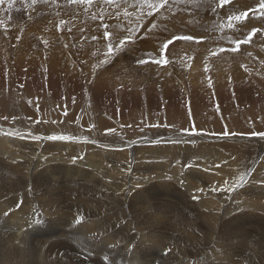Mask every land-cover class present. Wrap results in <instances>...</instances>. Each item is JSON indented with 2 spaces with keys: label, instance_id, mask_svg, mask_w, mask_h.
Listing matches in <instances>:
<instances>
[{
  "label": "rangeland",
  "instance_id": "rangeland-1",
  "mask_svg": "<svg viewBox=\"0 0 264 264\" xmlns=\"http://www.w3.org/2000/svg\"><path fill=\"white\" fill-rule=\"evenodd\" d=\"M13 1H14L13 2L14 4L16 3L17 4L16 5L12 4V6L10 7V10L6 11L7 13H4V15L1 16L0 18V21H2V23H0V30H1L0 32V60L3 63H5V65L6 63L8 65V66L4 65L7 80L10 77L11 79L12 78L19 79L18 71L21 68L24 72H26L29 69V67L34 66V68L36 67L40 68L43 74L45 73V77L47 76L46 79L50 78L49 74L52 75L55 73L56 74L55 77L58 79V81L62 82L63 80L66 82V85L63 91L56 92V96L63 95L61 99L60 98L57 99L54 95L50 94L52 92L49 93L46 90V85L37 84L36 87L38 88L39 92H37V90L34 89L35 93L33 91V93L29 94L26 92L27 82L25 81L20 82L19 80L17 82V80L15 81L14 79L15 81L14 89L17 91L13 94L10 93L11 94L10 97L0 96V139L5 138L7 142H11L9 145L11 149L7 153L12 152L14 154H21V156L24 155V157H27L28 155H30V151L33 150L31 148L36 147L38 150L40 149V147L42 149L41 145H44L47 147V148L45 147L47 150L48 148L49 150H52V151L54 150L53 152L50 151L52 154L53 153L63 154L61 153L62 151L64 152L63 149L61 150V148L60 149L58 148V150L56 151L55 149H53V147H56L57 145V142H56L57 139H52L51 137H54L55 135H58V134H59L58 136L63 135V137H65L66 140L62 139V141L66 142L70 140L75 143L81 142L82 144H80L79 151H81L82 148L84 147L82 150L84 152H81L84 157L88 154L90 155L89 148L93 146H98V145L100 146L101 143H98V142H102L105 144L104 146H108L112 148H118V147L117 146L114 147L113 145L109 146V144L111 143H114L118 146L119 145H126V146L121 148L123 149V153H121V155L117 154L116 156L115 155L113 156V161L105 160L101 162L104 167L101 169L102 171L99 169V167L96 164V163H99V161L97 162L94 157L93 159H95V161L86 160V163L88 164L84 163L82 164V166L84 165L83 167L85 169L94 171V173L96 172L94 175H99L100 177L98 176L89 177L88 176L84 179L79 178L77 180L69 181V184L70 185L72 184L71 186H74V185L77 186L79 184V186H77L76 189L74 190L67 188L68 187L67 185L65 187L63 182L62 184L60 183L61 181H59V179L48 180L46 181L47 183L45 181L42 182V180H40L39 183H36V175H33L31 170H29V168L27 167L30 165L29 162L24 161L23 163V161H7L11 155H6L4 154V152L0 151V172H1L0 179L3 181V183L8 184L12 187H20V189L16 193L18 194V197H19L17 204L14 202H8L5 204V206L2 207L3 208L2 210L0 208L1 210L0 211L1 213L0 214V224L8 225V222L10 220H16V219H13L14 211H20L19 213H21V215L23 216V220H26V222L28 223L25 225V227H27L26 229H23L22 227H20V225L15 227L16 225H18V223L16 224L14 223L10 225V229L7 228L8 227L7 226L6 229L8 230L0 231V234L2 233L5 236V237L2 236L1 234L0 236L2 237L0 239L2 241L9 240L10 235L12 234L11 231H16L17 233H19V232H22L21 230L23 229L26 232L20 233V234L26 235V233L30 229L37 230V228L39 227L46 226L49 223V217L45 216L48 214L45 208L47 210L48 209L54 210L55 213L57 211L56 213L57 216L56 215L54 216V218L56 219L55 222L57 223V226H62V227L66 226V229L69 226H70V229H71V226L73 228L77 227V225L79 224V223L77 224V220H81V222H82V219L84 218L94 220L95 217L93 213L92 215L90 214V211H92V207H93L91 203L96 202L98 199H100V196H101V199L107 200L106 204L109 205V208H112L111 211H108V214L111 215L112 217L114 216L113 219L115 220L107 224V228L104 226L105 230L102 231L105 235H107V237H109V240H108L109 242L108 241L102 242V237L98 238L100 240L99 241L98 239H96L97 237L93 236V233H89L86 235L85 234L86 232L84 231V234L82 235L81 233L82 231L78 232V230L74 231L75 233L73 232L74 235L73 233L66 234L69 237L67 236H61V237L59 236L56 238L54 237L56 240H54L55 242L53 241L51 243L54 249L52 251L53 253L49 252V255H48L47 247H45L44 245H41V247H39L40 249L39 252L41 253L43 252L42 254L44 255L43 256L40 253L43 256V257L41 256L42 257L41 260L43 259L42 260L43 264H59V263L61 264V262L62 264H83L81 260L83 262H86V260L89 261V260H94V259L96 262H101L102 260L103 261L109 260L111 261L112 264H121V262L122 264H147L146 262L138 261V259L136 258V254L138 256L140 255L139 251L141 248L138 249L137 246H138V242H140L142 239L143 241L146 239V243L147 242L150 243L149 245L151 247L149 249L152 251L153 255L149 256L148 258H151V259L154 258L152 259V264H174V263L175 264H198L200 262L201 264H210L209 261L211 260V258L209 256L210 255L209 248L211 246H214L216 239H217V235H216L217 233H215L213 237L212 235H209V237L212 238V242L210 243V246L204 250L203 254L199 253L200 254L199 255L197 250L195 251L193 249L197 253L195 255H191L190 253L187 254L188 250L182 247L176 241L174 236H168L167 239L165 238L166 237L165 235L163 236V234H165L166 232L164 228L165 227L164 221L168 220L167 221L168 223H166V225H168L171 228L170 232H173V234L179 237V232L180 230L183 229V224H185V228L188 230L191 227L198 228V229L205 228V223H202L201 221L202 219L201 214L207 211L209 212V210L215 209L216 206L218 205L220 206L222 203L221 207L219 208L220 211L218 212L217 217H216L217 227H219L220 225V223H218L220 220V217L225 216L227 214L228 215L232 214V215L230 216L227 215L228 218H226L225 221L237 220L238 222L250 223V225H246L244 227L240 226L242 229L238 227V229H240L241 231L240 230L235 231L236 232L234 234L235 236L232 239L234 241L243 242L244 244L240 243L241 244L240 245L239 243H237L238 245L231 246V248L222 244V246L218 249V251L226 253L227 256L229 253L232 254V257L229 254V256L224 258V260L232 258L231 259L233 260L232 264H264V190L260 191L259 193L258 192L253 193L254 188L252 186L253 180L257 176H262L263 174V177H264V171L259 170V164L261 163L264 165V155H263L264 154V144H263L264 135H260L264 133V122H262L264 120V102H263L264 101V94H263L264 86H262L264 85V78L257 75L259 72L261 74L262 73L264 74V63H263L264 61H262V58H263L262 56L264 55V14H261V10L258 9L257 7L260 4L261 0H231L229 4L224 6L225 8L217 7L218 0H171V2L167 5L166 8L159 9V10H155V9L149 10L147 6H145L143 9L135 7L137 0H129L130 5H131L130 7H127L126 9L123 8V6L117 7V10L112 4L102 3L99 9L103 10L102 12L103 14L102 13L96 14L95 11L97 9H94L91 12L80 11L81 12L80 15L79 14H76L75 16L71 15V16H67V18H65L64 15L60 16L56 14H45L44 17L48 15L52 17L51 19H49V22H48V24H51V25L53 24L50 28H46L42 26L39 22L37 23L38 26L36 25V23L31 22V20L33 19L32 17L33 15L31 16L32 12L28 10L29 7H26V5L30 3V0H28V3H24L22 0H16V1L13 0ZM94 1H98V0H94ZM104 6L105 8H103ZM97 11L101 12L99 10ZM118 11L124 14L127 13L125 14L126 17L129 16L130 14L133 15L131 20L128 21V25L126 28L129 30H125L123 28V22L120 19L119 20L115 19L116 15L114 14L117 13ZM149 12H151V14H149ZM244 12H248V16L242 18L239 21H233L232 28L229 29L226 17L235 16L238 13H244ZM250 15H252L251 16L252 18L250 17ZM94 16L95 18H93ZM13 19L17 20L16 21L17 24H19V21L23 23V24L20 23L17 26L18 30L15 27V23H13ZM61 20L65 22L63 25L60 24ZM119 21H121L120 24L122 25L121 26L119 25L118 29L120 30L123 29V30L121 31L119 30V32L114 33L113 32L115 28L114 26H117L119 24ZM183 21L186 23H184ZM30 22L31 24L32 23L33 24L31 25ZM114 23H116V25ZM102 24L108 25L109 30L112 33L113 45L115 48L114 54H110L108 52L107 40L104 37L105 29L101 27ZM45 25H47V23H45ZM37 28L40 29V32L38 31ZM133 29L134 31H132ZM253 29H258L259 31H257L251 37L250 40L246 41L244 38L247 37L249 33L252 32ZM28 31H32L33 34L29 33ZM55 31H58V33H54ZM153 31H155V33H153ZM177 31H179L178 34L175 33ZM120 33H123V35ZM118 34H120V36ZM128 34H131V36L133 37V42L126 41L125 45H123L125 48H123V46H119L116 42L121 37L128 35ZM30 35L32 36V38H30ZM1 36L3 38H1ZM177 36H193V37H198V38L203 37V39L199 41H195V40L185 41V40L174 39V37H177ZM165 37H168V38L166 39ZM151 39L153 42V47L151 46L150 42H147ZM170 40L172 41V43L169 44L167 50L162 51L163 44L166 41H170ZM29 41L31 42V44H34L36 45V47L37 46L38 47L37 48L27 47L29 45ZM235 41H241L238 48L236 47V44L234 43ZM176 42H188L190 44H196V45H192V46L186 45L187 46L186 48V46L180 45ZM145 44L148 47H146ZM174 44L178 46L177 48L175 47L173 51H171L173 48L172 45ZM199 44L200 45L203 44L201 45L202 49L204 47L205 48L202 50ZM137 45L139 46L137 47ZM142 45H144L145 48H143L144 46ZM176 49H177V52H176ZM221 49H223V51H221ZM259 49L261 52L259 51ZM128 52L132 54L133 56L130 55ZM2 58L7 59V61L4 60L5 61L4 62ZM140 61H145V62L141 63ZM156 61H161V63H156ZM164 61H167V62L165 63ZM36 63H37V66L35 67ZM198 63H200L199 65L200 71L198 72V74H196L195 65H197ZM23 65L24 66L26 65V66L22 67ZM27 65L28 66L30 65V66L28 67ZM72 65L75 68H73ZM148 65L149 66L153 65L156 67L150 66L152 70H149L148 68H146ZM168 66H172V69H170L171 67H168ZM6 67L10 68V70L6 69ZM23 68L24 69L26 68V69L24 70ZM193 68L195 71H193ZM178 69L180 72L178 71ZM166 70L170 73L172 72V75L174 76V78L177 77L176 82L178 85L173 84L172 86L173 87L179 86V89L182 90L183 94L185 91L184 99L186 102L182 100L183 101L181 103L182 105H179L180 109L176 111L177 109L176 107L175 112L173 111L171 112L168 110L166 111L165 105H167L166 102H168V96L172 92V90H170L172 89L171 85L163 86L165 83L163 84L161 82V81L166 80L164 78V75L163 77L161 76L162 74H164ZM190 72L192 75L196 74L195 78H197L196 80H198L196 82L198 85L195 83V81H192L193 84L191 83L190 74H189ZM15 75L17 76L14 77ZM101 75L103 76L101 77ZM187 77L189 79H186ZM96 79L98 81L97 84H99L103 80L99 84L101 95L103 97H101V95L97 91V87L92 88L94 87L96 83ZM243 79H245V81ZM251 79H254L253 81L254 83H252ZM44 82L48 83L49 80L47 81L44 80ZM75 82L79 83V85L81 86V94L80 96H78L75 93H72L73 95L69 94L68 96L70 97V99L72 98L70 100L69 97L66 96L67 94L65 93L70 88V86H72ZM107 82L108 84H106ZM110 82L111 83L113 82L112 85ZM246 82H250V83H246ZM256 82H257V85L254 86ZM240 83H242V85H245V86H242ZM258 83L259 84L261 83L260 85L262 87ZM107 85L116 90L115 91L112 90L110 92V90H108L110 88ZM116 86L118 87L116 88ZM189 87L191 90L194 89L196 96L200 98H203L205 96L208 99V100L206 99L207 100L206 103L210 105L211 108L209 107L208 109L204 106H201V108H199L198 106L197 107L193 106V107H190L189 109L188 106H191L192 104V103L189 104V102H192L191 101L192 92L189 89ZM239 87H240V90H239ZM249 87L251 88L253 87L252 89L255 90L254 91L255 93ZM241 88L244 89V91L246 90L245 91L246 93L243 90H241ZM248 88L250 89V91H248ZM103 89H105V91ZM161 90H163L164 92L162 93ZM156 91H160L162 93V97L163 95L165 96L169 93V95H167L164 98L159 96L160 94L159 95L156 94L161 98L160 100L162 101L159 107L161 108V110L152 109L150 107L145 109L143 107L144 106L143 104H145V102L147 103L145 99L149 96L150 92H156ZM198 91L200 93H198ZM242 91L245 93L244 96H241ZM261 91H262L263 96L260 95ZM113 92H115L117 95L116 96L113 95L115 94ZM165 92L166 93L168 92V93L165 94ZM249 92H252V93L249 94ZM133 93H136L138 95L136 96V99H134V97L132 96ZM190 93H191V98H190ZM199 94H201L202 97L201 95L199 96ZM70 95H72V97ZM188 95H189V98H188ZM251 96L254 97L253 98L254 101L251 99L252 98ZM256 96L258 98H260V96L262 97L259 99L260 100L259 102H262L263 104L261 103L260 105L258 103ZM64 97L66 98L64 100L66 101L68 100L67 102L62 101ZM7 98H10V99H7ZM59 99L63 103L60 102ZM154 99L155 98L150 99L149 102ZM104 102H106V104H104ZM138 105L139 106L142 105V106L139 107ZM134 106H138V108H133ZM232 110L234 111V113L232 112ZM200 111H203V114L202 112L200 113ZM181 112L183 114H181ZM208 112H209V116L207 114ZM211 112L213 114H211ZM214 112L216 113L215 115L218 118V120L216 121H214L215 120ZM223 113L224 114L226 113L225 115L227 116H225ZM172 115L175 118L174 120L172 119L173 118ZM207 117H209L210 120ZM210 117L214 118V120ZM205 120L210 121V123L205 122ZM237 120L241 123L237 122ZM214 122L216 123V126ZM252 122L255 124H253ZM28 126H30L31 128L29 127L30 128L29 129ZM250 129H251V132H250ZM37 132L39 135L37 134ZM174 133L180 134L181 136H183L185 138L184 140H190L191 138H194L196 136H204V137L207 136L208 138H211V137H218V138L235 137L237 138L238 137L237 138L238 141L234 145V146L236 145L238 146L236 147H225L224 145L215 146L216 148L218 147L220 149L219 150L218 148L216 149L215 147L210 146L209 143H206V144H201L203 145L201 148L202 150L194 149V147L196 148L195 144L196 143L198 144V141H189V142L186 141V143L189 144L187 146L184 144L185 142L184 140L183 141L178 140V142L172 143L176 138L174 137L175 135ZM79 137L81 140H79ZM81 137L84 139L82 140ZM165 138L170 139V140L174 138V140L173 141L171 140L170 143H168L167 141L166 142L168 144H175L168 150L169 152L166 151L163 153L164 155H166L168 152V154L166 155L167 157H162V158H165V160H161V156H160V159L155 156L156 155L155 152L154 153L152 152L154 150L153 147L147 150L149 151V153H145L144 149L146 147L153 146V145H147V143L148 144H150L151 142L161 143V141L164 143ZM46 139L47 141H45ZM245 139L248 141H246ZM94 140H96L97 142ZM179 141H182V142L180 143ZM204 141L211 142L213 140H209L205 137L203 140H201V142H204ZM241 141L243 143L245 142L244 143L245 146L243 145ZM137 143L140 145H137ZM241 144L243 145V147H241L242 146ZM128 147L130 148V150ZM0 148H3L2 143H0ZM207 148H209L211 152H209ZM46 149H43L41 151L39 150V152L45 151L46 154L47 153L50 154V152H48L49 150L47 151ZM178 149L180 150L179 151L180 154L177 152ZM136 150H139V151H136ZM197 150L201 151V153L198 154ZM143 151L144 153H142ZM194 153L195 154L197 153L198 155L201 154V156L198 157L197 154L196 156H193L195 155ZM148 154L149 156L150 155L151 156L149 157ZM72 155L73 154H69L68 157L70 158V156ZM158 155H162V154L159 153ZM83 156H80V157L84 158ZM145 156L148 161L144 159ZM155 157L158 159H156ZM77 158L75 160H78ZM178 158L180 161H178ZM195 159L197 160L196 165L199 166V169L201 170V172L211 175L212 178L207 179L204 176L201 177L198 175L190 174L189 170L192 168V166H196L194 164L196 163ZM172 160L174 161L172 162ZM231 161L235 163L233 164V162ZM166 162L167 164H165ZM237 162L238 164H236ZM92 163H94L95 166L90 165ZM129 164L131 165V168ZM209 164L210 165L212 164V165L209 167L208 166ZM231 164L235 166L236 168L233 167ZM240 164L242 166L241 168L242 170L239 168L241 167ZM257 164H258V167H257ZM67 165L71 166V167L69 166L68 167L73 170L72 172H75L76 170L75 164L69 163ZM105 165L108 168H114V169H116L115 166H119L121 167L120 170H122V171L120 170L119 171L120 172L124 171L123 173L126 172V170L124 169H128V171L125 174L122 173L123 175L120 173L119 175L120 177H119V176H115L114 171L111 170V174L114 176L113 177L108 174V171H107L108 169L105 168ZM123 166H125V168H123ZM62 167L66 168V166H62ZM212 167H216V168H212ZM143 168L146 171H144ZM223 168L224 170H221ZM1 169H4V170L6 169V171L1 170ZM139 169H141L142 172L141 170L139 171ZM134 170H136L137 174L134 172ZM137 170L140 172L141 176ZM257 171L258 173H256ZM60 172H64V169L59 170V171L53 169L51 172V175L59 176L58 173ZM128 173H131L132 175L131 178L125 177L124 180L125 179L126 180L125 181L122 180L123 176H126ZM214 173H216L217 175ZM102 174L103 175L106 174L104 176L108 175V177H104ZM71 175L75 177L74 174L71 173ZM146 176H148L147 178H150L149 181L147 183H142L143 180L146 179ZM218 176L220 177L219 179L216 178ZM111 177H112V180H111ZM134 177L138 180H136ZM154 177L157 180H155ZM189 177L190 178L192 177V178L190 179ZM100 179L102 180L101 181L102 183L100 182ZM128 179H130L129 181H131L130 182L131 184H129ZM192 179L194 182L192 181ZM206 179L209 180V184H206V182H208ZM211 179L215 181L213 180L211 181ZM53 180L59 181V184H61L64 187L62 189H59L62 186L60 185L59 187V184L56 181H54L56 183L51 182ZM116 180L117 181L119 180L118 181L119 183ZM122 181H124L125 183ZM127 181H128V184H127ZM137 181L141 183L139 184V182ZM196 181L197 183H195ZM199 181L202 182V184ZM50 183L52 184L50 185ZM122 183L125 185H123ZM261 183H262L261 185L264 186V179ZM55 184H57L58 188L55 186ZM117 184H120V185L117 186ZM134 184L135 185L137 184L136 186H138V189L136 188ZM45 185L46 186L48 185L47 187L50 186V188L53 185L56 189H59L57 191L56 189H54V187L51 188L52 189L51 191L53 193L56 191L54 194L52 193L53 194L52 196L54 197V199H56V194L58 196L60 193H61L60 195H62L65 192L63 196L59 195L60 198L58 197L56 200H54V202L47 201L48 207H46L47 206L45 205L46 203L41 205V201H40L43 198L40 192L42 193L47 188ZM41 186H43V188ZM103 187H105V189ZM193 188H195V190H193ZM127 190H130L132 193ZM141 190L144 191L143 193L144 196L149 197L148 202L146 204L144 203L141 205L134 204L133 203L134 200L128 197V193H129V196H133ZM196 190L199 191L201 194H205V195L209 194V196L204 198V196H199L197 194L194 195V193H197ZM239 190H240V193L238 192ZM241 190L243 191L241 192ZM37 191H39L38 195L35 194L37 193ZM181 193H183V197L180 196ZM68 194L70 196H68ZM107 195L109 198L107 197ZM78 196H83L88 200L87 207L89 208L90 211L86 208V206L82 202H79L76 200ZM185 196L186 197L188 196L187 199H185L186 198ZM111 197L113 200H110ZM188 198L191 200H189ZM155 199H158V200H155ZM162 200L164 201L163 203H162ZM199 200H204L206 203H208V200H209L211 203L209 202L208 204L213 205L212 206L213 208L211 207V205L209 208L206 206V204H203L204 201L203 203L202 202L199 203ZM214 200L218 202L215 203ZM226 200H228L229 203L224 204ZM166 201L167 202L169 201V202L166 204ZM192 201L194 203H192ZM57 202L59 203L57 204ZM219 202L221 203L219 204ZM243 202L244 204L242 207L244 208V212L241 213V216L239 215L237 219H232L231 217L235 213L240 214L239 212L243 211V209H240V208L234 210L235 205H239L240 203L242 205ZM51 203L52 204L55 203L56 205L54 204L53 206L51 205ZM149 203H152V205L151 204L149 205ZM23 205L30 208L29 210L23 209L26 214L21 209L22 207H24ZM57 205H61V206H57ZM163 205H164V208H162ZM165 205L167 206L165 207ZM137 206L139 208H137ZM143 206L145 209H142ZM149 206L151 210L147 209L149 208ZM54 207L55 208L59 207V208L55 210ZM167 207H169L171 210ZM63 208L66 210L64 211ZM160 208H162L163 210ZM166 208L168 209V211ZM121 210L123 211V213ZM200 210H201V213L199 215ZM61 211H62V214H61ZM133 211L137 212V214L134 213ZM141 211L143 214H141ZM159 211L164 218L161 215L157 216L160 214ZM252 211L259 213L260 216L263 218H258V216L257 215L255 216L252 213ZM131 212L132 214H130ZM69 214L70 216L67 217V215ZM83 214H84V217H83ZM118 214H120V216ZM154 214L157 216L158 222L156 223L153 222L154 224H151L148 226V223L146 221L149 218L152 219V217H156ZM238 214H235V215H238ZM171 215H174V217ZM71 217H74L76 220L75 219L72 220ZM250 217H254V218L250 220ZM169 218L172 219L171 220L173 222L172 226L169 224ZM243 218H246V222L245 220L243 221ZM255 218H257L259 221L257 222V219H256L255 222L253 223ZM160 219L162 221H160ZM180 222L183 224L180 226V228H178L179 230H176ZM111 225L112 226L119 225V226L111 227ZM139 225L144 227L143 231L138 228ZM157 225H160L159 226L160 228L157 227ZM149 227L152 231L149 229ZM156 228L161 230V231L158 230L160 234H158ZM123 229L125 232L123 231ZM147 231H148V234H147ZM142 232H144L145 234L142 235ZM225 232H227L225 233V237H226L229 232L228 231H225ZM150 233H151V236L146 237L147 235H150ZM237 233H239L240 236ZM236 234L239 237H237ZM220 235L221 233L218 235V237ZM29 236L30 234H27L28 240H29ZM53 236H56V235H53ZM87 236L88 237L91 236L93 239H87ZM120 236L122 237L120 238ZM158 236H161L162 239L161 237L159 239ZM157 237L159 240L157 239ZM222 237H223V234H222ZM225 237L222 238V240H226ZM147 238H149V240H147ZM163 238L166 239L167 242H165L166 240L164 241ZM169 238H173V239H169ZM230 239H231V236H230ZM1 240H0V264H6L7 245H5L6 241L2 242ZM13 240L15 244L19 242V240L13 239L11 237V242H13ZM60 240H63V241H60ZM69 240L71 241V243ZM161 240L163 243L160 244L161 245L160 246L158 242H161ZM99 242H101V244H99ZM26 243L25 245H28V243L27 244ZM112 247H115V248H112ZM160 247H162L161 248L162 250L160 249ZM113 249L114 250L116 249L115 250L116 252ZM136 249L137 251L135 252ZM107 250H110V251H107ZM122 251H123V254H121ZM99 254L100 255L102 254V255L100 256ZM80 257L82 259H80ZM91 257H93V259ZM139 257L141 258V256ZM203 257H206V260L208 261V263L207 261H205V258ZM53 258H55V260ZM121 258L123 261L121 260ZM216 260H219V259H216ZM227 263L230 264L228 261Z\"/></svg>",
  "mask_w": 264,
  "mask_h": 264
},
{
  "label": "bare ground",
  "instance_id": "bare-ground-1",
  "mask_svg": "<svg viewBox=\"0 0 264 264\" xmlns=\"http://www.w3.org/2000/svg\"><path fill=\"white\" fill-rule=\"evenodd\" d=\"M16 1V0H15ZM23 2H24V0H22ZM94 1V0H93ZM14 2V1H13ZM207 2V1H206ZM254 2V1H253ZM25 3V2H24ZM12 4H14V3H12ZM17 4V3H16ZM16 4H14V5H16ZM102 5V3L100 2V0H98V1H94L93 2V4L92 5H90L89 7H88V9L86 10L85 9V7L83 6V5H68L67 3H66V0H49V2L48 3H37L36 5H34V6H31V7H29L28 5H26V7H29L28 8V10H30V12H32L31 13V16L33 17V19L31 20V22H34V23H36V25H37V23L39 22L42 26H44V27H46V28H50L52 25L51 24H48V22H49V19H51L52 17L50 16V15H48V16H46V17H44V15L45 14H56V15H60V16H65V18H67V16H71V15H73V16H75L76 14H79L80 15V11H88V12H91L92 10H94V9H97V10H99V11H101V12H98L97 10L95 11V13L96 14H100V13H102L103 12V10H100L99 9V7ZM131 5H130V1L128 0V3H127V7H130ZM21 7V6H20ZM122 7V6H121ZM103 8H105V6L103 7ZM114 8V7H113ZM123 8H125V7H123ZM225 8V7H224ZM70 9H74L75 11L73 12V11H70ZM115 9L117 10V7H115ZM10 10V7L8 6V1L7 0H5V4L4 5H0V18H1V16H3L4 15V13H7L6 11H9ZM72 13V14H71ZM94 13V14H95ZM103 14V13H102ZM259 14V13H258ZM257 14V15H258ZM114 15H116V17H115V19L116 20H121L122 22H123V28L125 29V30H129V29H126L127 28V25H128V21L129 20H131V18H132V16L133 15H129V16H127L126 17V15L124 14V13H120L119 11L117 12V13H115ZM253 15V14H252ZM252 15H250V17L252 16ZM72 16V17H73ZM204 17V16H203ZM249 17V18H250ZM252 18V17H251ZM258 18H260V17H258ZM207 19V18H206ZM105 20V19H104ZM16 19H13V23H15V27H16V29H17V26L21 23V21H19V24H17L16 23ZM67 21V20H66ZM115 21V20H114ZM114 21H112V22H114ZM121 21H119V24H118V22H117V26H114L115 28H114V33H117V32H119V30L120 29H118V26L120 25H122V24H120V22ZM248 21V20H247ZM31 22H30V24H31ZM116 22V21H115ZM177 22V21H176ZM184 22V21H183ZM202 22V21H201ZM4 23V22H3ZM45 23H47V25H45ZM184 23H186V22H184ZM193 23V22H192ZM191 23V24H192ZM21 24H23V23H21ZM33 24V23H32ZM31 24V25H32ZM115 25H116V23H114ZM114 24H112V25H114ZM25 25V24H24ZM29 25V24H28ZM250 25V24H249ZM30 26V25H29ZM38 26V25H37ZM184 26H185V24H184ZM32 27V26H31ZM33 27H34V25H33ZM111 27V26H110ZM112 28V27H111ZM120 28V27H119ZM38 29V31L40 32V29L39 28H37ZM113 29V28H112ZM161 29V28H160ZM185 29V28H184ZM18 30V29H17ZM29 30H31V29H29ZM121 30H123V29H121ZM120 30V31H121ZM124 30V31H125ZM34 31V30H33ZM42 31V30H41ZM59 31V30H58ZM58 31H55L54 33H58ZM161 31V30H160ZM0 32H1V30H0ZM29 33H32L33 34V32L32 31H28ZM37 32V31H36ZM127 32V31H126ZM178 32L179 31H177V32H175V33H177L178 34ZM38 33V32H37ZM152 33V32H151ZM153 33H155V31H153ZM159 33V32H158ZM175 33H173V34H175ZM120 34H122L123 35V33H120ZM120 34H118L119 36H120ZM172 34V35H173ZM52 35V34H51ZM54 35V34H53ZM60 35V34H59ZM115 35V34H114ZM3 36V35H2ZM1 36V38H3ZM57 37V36H56ZM116 37V36H115ZM7 38V37H6ZM26 38V37H25ZM30 38H32V36L30 35ZM166 39L168 38V37H165ZM135 39V38H134ZM149 39V38H148ZM166 39H164V40H166ZM163 40V41H164ZM35 41V40H34ZM147 41V40H146ZM12 42V41H11ZM14 42V41H13ZM147 42H150V44H151V46L153 47V42H152V39L151 40H149V41H147ZM33 43V42H32ZM143 43V42H142ZM146 43V42H145ZM162 43V42H161ZM176 43H178V44H180V45H183V46H186V45H196V44H190V43H188V42H176ZM136 44V43H135ZM50 45V44H49ZM125 45V44H124ZM198 45V44H197ZM200 45V44H199ZM201 45H203V44H201ZM201 45H200V48H201ZM207 45V44H206ZM205 45V46H206ZM139 45H137V47H138ZM142 46H144V45H142ZM145 46H146V44H145ZM145 46L143 47V48H145ZM150 46V45H149ZM173 46V48H172V50L171 51H173L174 50V48L176 47L177 48V46H176V44H174V45H172ZM171 46V47H172ZM183 46H181V47H183ZM257 46V45H256ZM27 47H30V48H35L36 47V45H34V44H31V42L29 41V45L27 46ZM38 47V46H37ZM36 47V48H37ZM146 47H148V46H146ZM160 47V46H159ZM189 47V46H188ZM194 47V46H193ZM196 47V46H195ZM204 47V46H203ZM258 47V46H257ZM123 48H125L124 46H123ZM122 48V49H123ZM179 48V47H178ZM186 48H187V46H186ZM199 48V49H200ZM205 48V47H204ZM203 48V49H204ZM6 49V48H5ZM39 49H40V47H39ZM141 49V48H140ZM147 49V48H146ZM196 49V48H195ZM198 49V50H199ZM202 49V48H201ZM202 49V50H203ZM262 49V48H261ZM12 50H14V49H12ZM43 50V49H42ZM41 50V51H42ZM49 50V49H48ZM137 50V49H136ZM197 50V49H196ZM257 50H258V48H257ZM146 51V50H145ZM158 51V50H157ZM259 51H260V49H259ZM126 52V51H125ZM130 52V51H129ZM128 52V53H129ZM156 52V51H155ZM176 52H177V49H176ZM200 52V51H199ZM261 52V51H260ZM131 53V52H130ZM129 53V54H130ZM169 53H170V51H169ZM172 53V52H171ZM195 53V52H194ZM128 54V55H129ZM263 54V53H262ZM2 55V54H1ZM34 55V54H33ZM130 55H132V54H130ZM169 55V54H168ZM193 55V54H192ZM133 56V55H132ZM131 56V57H132ZM191 56V55H190ZM2 57V56H1ZM263 58H262V61H264V55L262 56ZM133 58V57H132ZM220 58V57H219ZM3 59V58H2ZM175 59V58H174ZM191 59V58H190ZM7 61V59H3V61ZM4 61V62H5ZM60 61V60H59ZM63 61V60H62ZM27 63V62H26ZM44 63V62H43ZM264 63V62H263ZM23 64V63H22ZM4 65H5V63H3L1 60H0V96L1 97H4V96H8V97H10L11 96V94H13V93H15L17 90H15L14 89V85H15V81L17 80V82H18V80L20 81V82H23V81H25V82H27L26 83V92L27 93H33V91H34V93H35V90H37V92H39V90H38V88L36 87V85L37 84H42V85H46V90L50 93V92H52V93H50V94H52V95H54L57 99L58 98H60L61 99V97L63 96V95H60V96H56V92L57 91H63L64 89H65V85H66V82L65 81H63L62 79V82H59L58 81V79L55 77V73L54 74H49L50 75V78L49 79H46V77H45V73L43 74L42 72H41V69L40 68H37L36 66H37V63L35 64V67L36 68H34V66H31V67H29L28 65V67H29V69L26 71V72H24L23 70H22V68L18 71V76H19V79L17 78H14L15 79V81H14V79L12 78L11 79V77L10 78H8V80H7V78H6V74H5V68H4ZM76 65V64H75ZM199 65H200V63H198L197 65H195V67H196V74H198V72L200 71L199 69ZM5 66H8L7 65V63H6V65ZM26 66V65H25ZM24 65L22 66V67H25ZM77 66V65H76ZM150 66H152V67H156V66H153V65H150ZM149 65L146 67V68H148L149 70H152V68L150 67ZM21 67V66H20ZM19 67V68H20ZM50 67V66H49ZM72 67L73 68H75L73 65H72ZM158 67H159V65H158ZM168 67H171L170 69H172V66H168ZM176 67V66H175ZM261 67V66H260ZM177 68V67H176ZM6 69H9L10 70V68H8V67H6ZM24 69V68H23ZM26 69V68H25ZM24 69V70H25ZM159 69H161V68H159ZM181 69V68H180ZM183 69V68H182ZM18 70V69H17ZM190 70V69H189ZM188 70V71H189ZM74 71H76V70H74ZM170 71V70H169ZM172 71V70H171ZM176 71V70H175ZM178 71H179V69H178ZM184 71V70H183ZM191 71V70H190ZM193 71H195L194 70V68H193ZM237 71H238V69H237ZM237 71H236V73H237ZM257 71H258V69H257ZM261 71H263V70H261ZM46 72V71H45ZM153 72V71H152ZM174 72V71H173ZM180 72V71H179ZM10 73V72H9ZM47 73V72H46ZM93 73V72H92ZM155 73V72H154ZM175 73V72H174ZM186 73H187V71H186ZM201 73V72H200ZM200 73H199V75H200ZM257 73V72H256ZM260 73V72H259ZM257 74V75H259L260 77H262V78H264V74L262 73H260V74ZM7 74H8V72H7ZM16 74V73H15ZM159 74V73H158ZM190 74V81H191V83H192V81H195V83L198 81V80H196L197 78H195V75L196 74H194V75H192L191 74V72L189 73ZM155 75V74H154ZM163 75H164V78L166 79V80H164V81H161L164 85L163 86H165V85H173V84H177V80H176V78H174V76L172 75V72L170 73V72H168L167 70L164 72V74H162L161 76L163 77ZM175 75V74H174ZM176 75H178V74H176ZM217 75H219V74H217ZM238 75V74H237ZM254 75H256V74H254ZM17 75H15L14 77H16ZM91 76H92V74H91ZM90 76V77H91ZM100 76V75H99ZM103 75H101V77H102ZM183 76V75H182ZM186 76V75H185ZM221 76V75H220ZM253 76V75H252ZM45 77V78H44ZM59 77V76H58ZM161 77V78H162ZM199 77V76H198ZM201 77V76H200ZM219 77V76H218ZM257 77V76H256ZM259 77V78H260ZM99 78V77H98ZM97 78V79H98ZM158 78V77H157ZM178 78H180V77H178ZM185 78V77H184ZM248 78H250V77H248ZM258 78V77H257ZM97 79H96V83H95V85H94V87H92V88H96L97 87V91L99 92V94L101 95V90H100V83L103 81H101L99 84H97ZM102 79V78H101ZM107 79H108V77H107ZM106 79V80H107ZM186 79H189L188 77L186 78ZM194 79V80H193ZM200 79V78H199ZM238 79V78H237ZM246 79H247V77H246ZM44 80H49V82L47 83V82H44ZM180 80V79H179ZM184 80V79H183ZM244 81H245V79H243ZM249 80V79H248ZM252 80V83H254L253 81H254V79H251ZM259 80V79H258ZM262 80V79H261ZM109 81V80H108ZM159 81V80H158ZM181 81V80H180ZM224 81H225V79H224ZM237 81V80H236ZM200 82V81H199ZM243 82V81H242ZM111 83V82H110ZM110 83H109V85H110ZM113 83V82H112ZM112 83H111V85H112ZM194 83V84H195ZM246 83H250V82H246ZM261 83H263V82H261ZM260 83V84H261ZM16 84H18V83H16ZM22 84V83H21ZM25 84V83H24ZM103 84V83H102ZM106 84H108V82L106 83ZM193 84V83H192ZM197 84V83H196ZM241 85H242V83H240ZM240 84H239V86H240ZM259 84V83H258ZM259 84V85H260ZM114 85V84H113ZM156 85V84H155ZM178 85V84H177ZM198 85V84H197ZM253 85V84H252ZM257 85V82H256V84L254 85V86H256ZM108 86V85H107ZM190 86V85H189ZM226 86H228V85H226ZM242 86H245V85H242ZM261 86V85H260ZM259 86V87H260ZM262 86H264V85H262ZM261 86V87H262ZM102 87V86H101ZM109 87V86H108ZM118 86H116V88H117ZM181 87H182V85H181ZM200 87V86H199ZM247 87V86H246ZM245 87V88H246ZM260 87V88H261ZM110 89H108V90H110V92L113 90V91H115L116 89H113V88H111V87H109ZM186 88V87H185ZM193 88V87H192ZM238 88V87H237ZM251 90H253L251 87H249ZM248 88V91H250V89ZM259 88V89H260ZM35 89V90H34ZM157 89H159V88H157ZM161 89V88H160ZM164 89V88H163ZM168 89V88H167ZM189 89H190V87H189ZM236 89V88H235ZM262 89V88H261ZM104 91H105V89H103ZM165 90V89H164ZM169 90V89H168ZM170 90H172V92L170 93V95H169V93L167 94L166 92H165V94H167V95H169L168 96V102H166L167 103V105H165L166 106V111L168 110V111H173V112H175V109H176V107H177V109H176V111L178 110V109H180L179 108V105H182L181 103L183 102L182 100H184L185 101V99H184V94H185V91H184V94H183V92H182V90L181 89H179V86H172V89H170ZM191 90V89H190ZM228 90V89H227ZM238 90V89H237ZM239 90H240V87H239ZM241 90H243L244 91V89H242L241 88ZM120 91V90H119ZM119 91H117V92H119ZM162 91V93L164 92L163 90H161ZM167 91V90H166ZM189 91V90H188ZM242 91V95L241 96H244V94L246 93L245 91V93ZM247 91V92H248ZM255 90H253V92H254ZM258 91V90H257ZM190 92V91H189ZM191 92H192V99H191V101L192 102H189V104L190 103H192L191 104V106H188L189 107V109H190V107H193V106H198L199 108H201V106H204V107H206V108H208L209 109V107L211 108V106L210 105H208L206 102H207V98L205 97V99H204V97L203 98H200V97H198V96H196V93L194 92V89H192L191 90ZM11 93V94H10ZM72 93H75V94H77L78 96H80V94H81V86L79 85V83H77V82H75L72 86H70V88L66 91V93L65 94H67L66 96H68L69 94H72ZM106 93H108V92H106ZM113 93H115V92H113ZM121 93V92H120ZM154 93V94H153ZM162 93L160 92V91H156V92H150V94H149V96L145 99L146 101H147V103H148V105H147V103L145 102V104H143L144 106V108L146 109V108H148V107H150V108H152V109H157V110H161V108H159L160 107V105H161V98L159 97V96H161L162 97ZM198 93H200L199 91H198ZM250 93H252V92H249V94ZM255 93V92H254ZM253 93V94H254ZM156 94H160L159 96L158 95H156ZM260 94V93H259ZM258 94V95H259ZM264 94V93H263ZM263 94H262V91H261V96H263ZM73 95V94H72ZM72 95H70L71 97H72ZM113 95H117L116 93L115 94H113ZM118 95H120V94H118ZM156 95V96H155ZM167 95H163V97L162 98H164V97H166ZM198 95V94H197ZM201 94H199V96H200ZM248 95V94H247ZM252 95V94H251ZM256 95V94H255ZM254 95V96H255ZM132 96L134 97V99H136V96H138L136 93H133L132 94ZM187 96V95H186ZM185 96V97H186ZM207 96V95H206ZM226 96V95H225ZM260 96V98H262ZM69 97V96H68ZM67 97V98H68ZM101 97H103L102 95H101ZM170 97V98H169ZM201 97H202V95H201ZM232 97V96H231ZM252 97V96H251ZM257 97V96H256ZM255 97V98H256ZM76 98H78V97H76ZM152 98H155L154 100H152V101H150L149 102V100L150 99H152ZM188 98H189V95H188ZM190 98H191V93H190ZM254 97H252L251 99L254 101V99H253ZM260 98H258L257 97V100H258V103L261 105V103L262 102H259L260 100ZM6 99V98H5ZM7 99H10V98H7ZM60 99H59V101H60ZM64 99H66L65 97L63 98V100L62 101H66V100H64ZM69 99H70V97H69ZM72 99V98H71ZM70 99V100H71ZM104 99V98H103ZM207 99V100H206ZM245 99V98H244ZM69 100V101H70ZM206 100V101H205ZM62 101H60V102H62ZM68 101V100H67ZM66 101V102H67ZM166 101V100H165ZM238 101V100H237ZM107 102H108V100H107ZM186 102V101H185ZM264 102V101H263ZM63 103V102H62ZM256 103V102H255ZM71 104H72V102H71ZM104 104H106V102H104ZM185 104V103H184ZM263 104V103H262ZM258 105V104H257ZM139 106V105H138ZM138 106H134L133 108H138ZM142 106V105H141ZM141 106H139V107H141ZM262 107V106H261ZM192 109V108H191ZM194 109H195V107H194ZM208 109H207V111H208ZM229 110V109H228ZM206 111V112H207ZM202 112V114H203V111H200V113ZM205 112V111H204ZM228 112V111H227ZM232 112L234 113V111L232 110ZM231 112V113H232ZM199 113V114H200ZM229 113V112H228ZM245 113V112H244ZM167 114V113H166ZM181 114H183L182 112H181ZM196 114V113H195ZM205 114V113H204ZM208 114V116H209V112L207 113ZM206 114V115H207ZM211 114H213L212 112H211ZM210 114V115H211ZM216 113L214 112V117H215V120H214V118H212V117H210V118H212L214 121H216V120H218V118H217V116L215 115ZM224 114V113H223ZM226 114V113H225ZM224 114V115H225ZM246 114V113H245ZM244 114V115H245ZM251 115H252V113H251ZM176 116V115H175ZM179 116H181V115H179ZM197 116V115H196ZM225 116H227V115H225ZM172 117H173V115H172ZM204 117V116H203ZM246 117V116H245ZM244 117V118H245ZM252 117V116H251ZM205 118V117H204ZM204 118H202V119H204ZM208 119H209V117H207ZM237 118V117H236ZM173 120L175 119L174 117L172 118ZM238 119V118H237ZM253 119V118H252ZM210 120V119H209ZM244 120V119H243ZM165 121V120H164ZM203 121V120H202ZM240 121H241V119H240ZM254 121V120H253ZM176 122V121H175ZM181 122V121H180ZM205 122H207V123H210V121H206L205 120ZM213 122V121H212ZM219 122V121H218ZM217 122V123H218ZM237 122H239L238 120H237ZM262 122H264V120L262 121ZM27 123H29V122H27ZM27 123H25V124H27ZM184 123H186V122H184ZM215 123V122H214ZM239 123H241V122H239ZM244 123H245V121H244ZM243 123V124H244ZM253 123V122H252ZM253 124H255V123H253ZM32 125V124H31ZM30 125V126H31ZM42 125V124H41ZM63 125V124H62ZM185 125V124H184ZM183 125V126H184ZM30 126H28V128L30 127ZM50 126V125H49ZM48 126V127H49ZM215 126H216V123H215ZM247 126V125H246ZM256 126V125H255ZM22 127V126H21ZM25 127H26V125H25ZM32 127V126H31ZM30 127V128H31ZM36 127V126H35ZM52 127V126H51ZM50 127V128H51ZM63 127V126H62ZM243 127V126H242ZM248 127V126H247ZM28 128H26V129H28ZM29 128V129H30ZM255 128V127H254ZM26 129H24V130H26ZM58 130V129H57ZM240 130V129H239ZM243 130V129H242ZM241 130V131H242ZM254 130V129H253ZM252 130V131H253ZM22 131V130H21ZM52 131H53V129H52ZM240 131V132H241ZM245 131V130H244ZM246 131H248V130H246ZM60 132H62V131H60ZM224 132V131H223ZM226 132V131H225ZM231 132V131H230ZM243 132V131H242ZM250 132H251V129H250ZM36 133V132H35ZM44 133V132H43ZM37 134H38V132H37ZM61 134V133H60ZM169 134V133H168ZM175 134V133H174ZM173 134V135H174ZM39 135V134H38ZM59 135V134H58ZM58 135H55V137H61V136H58ZM63 136V135H62ZM65 136V135H64ZM135 136V135H134ZM168 136V135H167ZM174 137H176L175 138V140H174V138H172L171 140L173 141L172 143H175V142H178V140H184L185 138L183 137V136H181L180 134H175L174 135ZM207 138V139H209V140H213V141H211V142H207V141H204V142H201V140H203L204 138ZM196 136V137H194V138H191L190 140H184L185 142H184V144L187 146V145H189L188 143H186V141H198V144L196 143L195 144V146H196V148L194 147V149H201L202 148V146L203 145H201V144H206V143H209V145L210 146H213V147H215V146H220V145H224L225 147H236V146H238V145H236V146H234L235 145V143L238 141V137L237 138H235V137H222V138H218V137H211V138H208L207 136ZM33 138H35V137H33ZM75 138V137H74ZM82 138V137H81ZM180 138V139H179ZM242 138V137H241ZM24 139V138H23ZM49 139H51V138H49ZM48 139V140H49ZM84 138H82V140H83ZM162 139V138H161ZM247 139V138H246ZM245 139V140H246ZM32 140V139H31ZM35 140V139H34ZM66 140V139H65ZM79 140H81L80 139V137H79ZM88 140V139H87ZM87 140H85V141H87ZM93 140V139H92ZM144 140V139H143ZM154 140V139H153ZM155 140H157V139H155ZM165 141H164V143L161 141V143H150V144H148L147 143V145H153V146H149V147H146L144 150H145V153H149V151H147L148 149H150V148H154V150L152 151L153 153L155 152V156L156 157H158L159 159H160V156H161V160H165V158H162V157H167L166 155L168 154V150L173 146V145H175V144H168V143H170V139H164ZM241 140V139H240ZM29 141V140H28ZM45 141H47V139L45 140ZM54 141H56V140H54ZM74 141V140H73ZM76 141V140H75ZM89 141V140H88ZM94 141H96V140H94ZM135 141V140H134ZM141 141V140H140ZM149 141V140H148ZM168 143H167V142ZM182 141H179L180 143L182 142ZM246 141H248V140H246ZM32 142V141H31ZM57 145H56V147H53V149H55V151L56 150H58V148L60 149L61 148V150L63 149L64 150V152L62 151L61 153H63V154H60V153H51V152H53L52 150H49V148H48V150L46 149L47 147L46 146H44V145H41L42 146V149H41V147H40V149H38L37 150V148L36 147H33V148H31V149H33L32 151H30V155H28L27 157H24V155H22L21 156V154H14V153H7L11 148H10V143L11 142H7V140L5 139V138H1L0 139V143H2V145H3V148H0V151H2V152H4V154H6V155H11L10 156V158L7 160V161H23V163H24V161L25 162H29L30 163V165L29 166H27L28 168H29V170H31V172H32V174L33 175H36V183H39V181L40 180H42V182H46V181H48V180H52V179H59V181H61L60 183L62 184V182H63V184H64V186L66 187V185L68 186L67 188H69V189H71V190H74V189H76V187L77 186H79V184L76 186V185H74V186H71L70 184H69V181H73V180H77V179H79V178H86V177H90V176H98V177H100L99 175H94L95 173H94V171H91V170H87V169H85L83 166H82V164H84V163H86V160H89V161H95V159H96V161L98 162L99 161V163H96L97 164V166L99 167V169L101 170L102 168H104L103 167V164L101 163V162H103V161H105V160H110V161H113V156L115 155H117V154H119V155H121V153H123V149H121L122 147H125L126 145H116V144H114V143H111V144H109V146H111V145H113L114 147H118V148H112V147H108V146H104L105 144L104 143H102V142H98V143H101L100 144V146L98 145V146H93V147H91V148H89V153H90V155L88 154V152H87V154L88 155H86L85 157L83 156V154L81 153V152H84V151H82L83 150V148H82V150L81 151H79L80 150V144H82L81 142L80 143H75V142H72V141H62V139H60V138H57ZM97 142V141H96ZM131 142H132V140H131ZM158 142V141H157ZM160 142V141H159ZM242 142V141H241ZM240 142V143H241ZM263 142V141H262ZM98 143H96V144H98ZM136 143V142H135ZM139 143V142H138ZM137 143V145H140V144H138ZM243 143V142H242ZM245 143V142H244ZM244 143H243V145H244ZM250 143V142H249ZM248 143V144H249ZM33 144V143H32ZM44 144V143H43ZM50 144H52V143H50ZM89 144H90V142H89ZM247 144V145H248ZM264 144V143H263ZM182 145V144H181ZM199 145H201V146H199ZM229 145V146H228ZM242 145V144H241ZM243 145L241 146V147H243ZM78 146V147H77ZM85 146V145H84ZM87 146V145H86ZM91 146V145H90ZM198 146V147H197ZM245 146V145H244ZM25 147V146H24ZM27 147V146H26ZM46 147V148H45ZM145 147V146H144ZM176 147H178V146H176ZM21 148V147H20ZM86 148V147H85ZM129 148V147H128ZM138 148V147H137ZM175 148V147H174ZM187 148V147H186ZM216 148V147H215ZM218 148V147H217ZM216 148V149H217ZM12 149H14V148H12ZM23 149V148H22ZM25 149V148H24ZM28 149V148H27ZM26 149V150H27ZM43 149H46L48 152H50V154H46L45 153V151H42V152H39V150L41 151V150H43ZM113 149H115V150H113ZM140 149V148H139ZM181 149V148H180ZM183 149V148H182ZM185 149V148H184ZM208 149V151L209 152H211L210 150H209V148H207ZM219 149V148H218ZM86 150V149H85ZM129 150H130V148H129ZM143 150V149H142ZM152 150V149H151ZM202 150V149H201ZM220 150V149H219ZM135 151V150H134ZM133 151V152H134ZM136 151H139V150H136ZM166 151H168L167 152V154L166 155H164L163 153L164 152H166ZM179 149H178V153H179ZM189 151V150H188ZM198 151V150H197ZM214 151V150H213ZM176 152V153H177ZM181 152H182V150H181ZM185 152V151H184ZM190 152V151H189ZM194 152V151H193ZM192 152V153H193ZM195 152H196V150H195ZM125 153H126V151H125ZM141 153V152H140ZM142 153H144V151L142 152ZM162 154V155H158V154ZM199 153H201V151H198V154ZM69 154H73L72 156H70V158L68 157L69 156ZM86 154V153H85ZM139 154V153H138ZM169 154H171V153H169ZM180 154V153H179ZM186 154V153H185ZM184 154V155H185ZM191 154V153H190ZM195 154V153H194ZM197 154V153H196ZM196 154L195 155H193V156H196ZM197 154V156L199 157V156H201V154L200 155H198ZM83 156L84 158H81L80 156ZM145 155H147V154H145ZM264 155V154H263ZM144 156V155H143ZM148 156H149V154H148ZM151 156V155H150ZM149 156V157H150ZM174 156V155H173ZM78 157V158H77ZM93 157L95 158V159H93ZM133 157H135V156H133ZM139 157H140V155H139ZM142 157V156H141ZM155 157V158H156ZM169 157H170V155H169ZM181 157V156H180ZM78 159V160H75V159ZM158 158H156V159H158ZM171 158H172V156H171ZM177 158V157H176ZM183 158H184V156H183ZM218 158V157H217ZM233 158V157H232ZM102 159H104V160H102ZM136 159V158H135ZM139 159V158H138ZM144 159H146V156H145V158ZM149 159V158H148ZM151 159V158H150ZM174 159V158H173ZM219 159V158H218ZM235 159V158H234ZM237 159V158H236ZM120 160V159H119ZM118 160V161H119ZM131 160V159H130ZM129 160V161H130ZM153 160V159H152ZM160 160V161H161ZM167 160H169V159H167ZM196 160V159H195ZM137 161V160H136ZM136 161H134V162H136ZM146 161H148L147 159H146ZM145 161V162H146ZM174 160H172V162H173ZM178 161H180L179 160V158H178ZM177 161V162H178ZM193 161H194V159H193ZM142 162H143V160H142ZM141 162V163H142ZM165 162V161H164ZM168 162V161H167ZM167 162L165 163V164H167ZM231 162H233V161H231ZM69 163H73V164H75V172H72L73 170L71 169V168H69V167H71V166H69V165H67V164H69ZM105 163V162H104ZM127 163V162H126ZM133 163V162H132ZM138 163V162H137ZM156 163V162H155ZM159 163V162H158ZM157 163V164H158ZM175 163V162H174ZM235 162H233V164H234ZM5 164V163H4ZM22 164V163H21ZM86 164H88V163H86ZM113 164H114V162H113ZM135 164V163H134ZM133 164V165H134ZM168 164H170V163H168ZM195 165L197 164V160H196V163H194ZM236 164H238V162L236 163ZM259 164V163H258ZM258 164H257V167H258ZM261 164V163H260ZM259 164V170L260 171H264V165L263 164H261L260 165ZM90 165H94V163H92V164H90ZM127 165V164H126ZM125 165V166H126ZM130 165V164H129ZM149 165V164H148ZM212 165V164H211ZM210 164L208 165L209 167L211 166ZM232 165V164H231ZM47 166V167H46ZM62 166H66V168H63ZM69 166V167H68ZM89 166V165H88ZM95 166V165H94ZM125 166H123V168H125ZM139 166V165H138ZM153 166V165H152ZM151 166V167H152ZM159 166V165H158ZM162 166V165H161ZM216 166V165H215ZM224 166V165H223ZM222 166V167H223ZM226 166V165H225ZM229 166V165H228ZM233 166V165H232ZM238 166V165H237ZM240 166H241V164H240ZM61 167H62V169H64V172H60V173H58L59 174V176H54V175H51V172H52V170L53 169H55V170H57V171H59V170H62L61 169ZM127 167V166H126ZM137 167V166H136ZM201 167V166H200ZM221 167V168H222ZM227 167V166H226ZM233 167H235V166H233ZM257 167H256V169H257ZM105 168L106 169H108L107 171H108V174L109 175H111V176H113L112 174H111V170H113L114 171V174H115V176H119L120 175V173L122 174L123 172H120V171H122V170H120V168L121 167H119V166H115V168L116 169H114V168H108L106 165H105ZM130 168H131V165H130ZM142 168V167H141ZM163 168V167H162ZM173 168V167H172ZM190 168V167H189ZM188 168V169H189ZM205 168V167H204ZM212 168H216V167H212ZM236 168V167H235ZM240 169L242 168V166L241 167H239ZM134 169V168H133ZM138 169V168H137ZM158 169V168H157ZM209 169V168H208ZM219 169V168H218ZM226 169V168H225ZM230 169V168H229ZM238 169V168H237ZM255 169V170H256ZM1 170H4V169H1ZM99 170V171H100ZM120 170V171H119ZM124 170H126V172L128 171V169H124ZM141 169H139V171H140ZM143 170H144V168H143ZM205 170V169H204ZM221 170H224V168L223 169H221ZM227 170V169H226ZM236 170V169H235ZM242 170V169H241ZM4 171H6V169L4 170ZM9 171V170H8ZM8 171H7V173H8ZM36 171H38V172H36ZM102 171V170H101ZM138 171V170H137ZM138 171V172H139ZM144 171H146V170H144ZM208 171V170H207ZM212 171H214V170H212ZM216 171V170H215ZM220 171V170H219ZM237 171V170H236ZM239 171V170H238ZM36 172V173H35ZM125 172V173H126ZM134 172L136 173V170H134ZM141 172H142V170H141ZM147 172H149V171H147ZM189 172H190V174H193V175H198V176H201V177H205V178H212V176L211 175H209V174H206V173H203V172H201V170L199 169V166L198 165H196V166H192V168L189 170ZM1 173V172H0ZM55 173V172H54ZM71 173L72 174H74L75 175V177H73L72 175H71ZM98 173H100V172H98ZM104 173H106V172H104ZM125 173H123V174H125ZM175 173V172H174ZM255 173V172H254ZM256 173H258V171L256 172ZM122 174V175H123ZM137 174V173H136ZM139 174H140V172H139ZM144 174V173H143ZM150 174V173H149ZM158 174V173H157ZM156 174V175H157ZM214 174H216V173H214ZM101 175V174H100ZM103 175V174H102ZM104 175H106V174H104ZM103 175V176H104ZM145 175V174H144ZM217 175V174H216ZM131 173H128L126 176H123V179H122V177H121V179L122 180H124V178L126 177V178H131ZM140 176H141V174H140ZM143 176V175H142ZM151 176V175H150ZM190 176H192V175H190ZM252 176V175H251ZM35 177V176H34ZM33 177V178H34ZM104 177H108V175L107 176H104ZM104 177H103V179H104ZM114 177V176H113ZM120 177V176H119ZM145 177V176H144ZM148 176H146V179L145 180H143V182L142 183H147L148 181H149V179L150 178H147ZM29 178V177H28ZM97 178V177H96ZM133 178V177H132ZM135 178V177H134ZM138 178V177H137ZM142 178V177H141ZM140 178V179H141ZM153 178V177H152ZM155 178V177H154ZM158 178H160V177H158ZM190 178V177H189ZM192 178V177H191ZM190 178V179H191ZM196 178V177H195ZM204 178V179H205ZM213 178H214V176H213ZM217 179H219L220 177L218 176V177H216ZM253 178V177H252ZM30 179V178H29ZM32 179V178H31ZM98 179V178H97ZM102 179V178H101ZM100 179V182L102 181ZM107 179V178H106ZM105 179V180H106ZM114 179V178H113ZM118 179V178H117ZM120 179V178H119ZM120 179V180H121ZM136 179V178H135ZM186 179H187V177H186ZM206 179V180H207ZM263 179H264V177H263V174H262V176H257L254 180H253V188H254V190H253V193H259L260 191H262V190H264V186L263 185H261L262 183V181H263ZM88 180V179H87ZM104 180V181H105ZM111 180H112V177H111ZM126 180V179H125ZM124 180V181H125ZM130 179H128V181H129ZM136 180H138V179H136ZM142 180V179H141ZM155 180H157L156 178H155ZM203 180V179H202ZM202 180H200V181H202ZM213 179H211V181H212ZM221 180V179H220ZM262 180V181H261ZM54 181H56V180H53V181H51V182H54ZM59 181H56L58 184H59ZM90 181V180H89ZM98 181V180H97ZM115 181V180H114ZM117 181V180H116ZM119 181V180H118ZM117 181V182H118ZM124 181H122V182H124ZM128 181H127V184H128ZM133 181V180H132ZM192 181H193V179H192ZM199 181V182H200ZM205 181V180H204ZM208 182H206V184H209V180H207ZM213 181H215V180H213ZM252 181V180H251ZM250 181V182H251ZM56 182H54V183H56ZM111 182V181H110ZM131 181H129V184H131L130 183ZM134 182V181H133ZM137 182H139V181H137ZM136 182V183H137ZM189 182V181H188ZM194 182V181H193ZM222 182V181H221ZM243 182V181H242ZM47 183V182H46ZM53 183V184H54ZM102 183V182H101ZM104 183V182H103ZM113 183V182H112ZM119 183V182H118ZM125 183V182H124ZM141 182H139V184H140ZM195 183H197V181L195 182ZM201 184H202V182H200ZM34 184V183H33ZM52 183H50V185H51ZM61 184H59V187H60V185ZM111 184V183H110ZM123 184V183H122ZM127 184H126V186H127ZM190 184H192V183H190ZM212 184H213V182H212ZM249 184V183H248ZM247 184V185H248ZM251 184V183H250ZM38 185V184H37ZM89 185V184H88ZM118 185H120V184H117V186ZM123 185H125V184H123ZM135 185V184H134ZM137 185V184H136ZM135 185V186H136ZM147 185V184H146ZM145 185V186H146ZM179 185V184H178ZM199 185V184H198ZM211 185V184H210ZM46 186V185H45ZM48 186V185H47ZM46 186V187H47ZM55 186L57 187V184H55ZM62 186V185H61ZM64 186H62V187H60L59 189H62ZM114 186V185H113ZM125 186V187H126ZM130 186V185H129ZM128 186V187H129ZM143 186V185H142ZM180 186H181V184H180ZM184 186V185H183ZM182 186V187H183ZM38 187V186H37ZM40 187V186H39ZM42 188H43V186H41ZM54 186L52 185V187L51 188H53ZM116 187V186H115ZM120 187V186H119ZM131 187V186H130ZM155 187V186H154ZM181 187V188H182ZM186 187V186H185ZM41 188V189H42ZM50 188V186L49 187H47L42 193L40 192V194L43 196V198H42V200H40L41 201V205L42 204H44V203H46L45 205H47V201L48 202H54V200H56L58 197L60 198V196H63V194L65 193H63L62 195H60L58 192V194L60 195H58L57 196V194H56V199H54V197L52 196L54 193L51 191L52 189ZM58 188V187H57ZM66 188V189H67ZM92 188V187H91ZM95 188V187H94ZM104 189H105V187H103ZM122 188H123V186H122ZM133 188V187H132ZM136 188L138 189V186H136ZM142 188V187H141ZM252 188V189H253ZM20 189V187H12V186H10V185H8V184H5V183H3V181L0 179V208H1V210L3 209L2 207L3 206H5V204L6 203H8V202H14V203H16L17 204V201H18V194H16L17 193V191ZM21 189H22V187H21ZM54 189H56L55 187H54ZM59 189H56L57 191L59 190ZM102 189V188H101ZM113 189V188H112ZM115 189H117V188H115ZM131 189V188H130ZM135 189V188H134ZM185 189V188H184ZM184 189H183V191H184ZM190 189V188H189ZM188 189V190H189ZM192 189V188H191ZM40 190V189H39ZM64 190V189H63ZM111 190V189H110ZM187 190V189H186ZM193 190H195V188H193ZM42 191V190H41ZM70 191V190H69ZM69 191H68V193H69ZM103 191V190H102ZM122 191H123V189H122ZM126 191V190H125ZM127 191H130V190H127ZM192 191V190H191ZM197 191V190H196ZM243 190H241V192H242ZM38 192L39 191H37V193H35L36 195H38ZM61 192V191H60ZM131 192V191H130ZM194 192V191H193ZM192 192V193H193ZM239 193H240V190L238 191ZM53 193V194H52ZM67 193V192H66ZM119 193V192H118ZM132 193V192H131ZM143 193H144V191L143 190H141V191H139L138 193H136L135 195H133V196H129V193H128V197L130 198V199H132V200H134L133 201V203L134 204H137V205H141V204H146L147 202H148V199H149V197H146V196H144L143 195ZM191 193V192H190ZM195 194H197V195H199V196H204V198L205 197H208L209 196V194L208 195H205V194H201L199 191H197V193H194V195ZM20 195V194H19ZM25 195V194H24ZM66 195V194H65ZM98 195H99V193H98ZM189 195H191V194H189ZM188 195V196H189ZM254 195V194H253ZM55 196V195H54ZM68 196H70L69 194H68ZM105 196V195H104ZM126 196V195H125ZM180 196H182L183 197V193H181V195ZM187 196V197H188ZM192 196H193V194H192ZM239 196V195H238ZM28 197V196H27ZM67 197V196H66ZM71 197H73V196H71ZM107 197H108V195H107ZM166 197V196H165ZM186 197V196H185ZM187 197L185 198V199H187ZM191 197V196H190ZM253 197V196H252ZM44 198H45V200H44ZM47 198V199H46ZM109 198V197H108ZM107 198V199H108ZM114 198V197H113ZM123 198V197H122ZM128 198V199H129ZM39 199V198H38ZM37 199V200H38ZM41 199V198H40ZM69 199V198H68ZM71 199V198H70ZM94 199H96V198H94ZM98 199V198H97ZM116 199V198H115ZM120 199V198H119ZM124 199V198H123ZM162 199H163V197H162ZM189 199V198H188ZM20 200V199H19ZM59 200V199H58ZM63 200V199H62ZM77 201H79V202H82L85 206H86V208L89 210V208L87 207V199L85 198V197H83V196H78L77 197V199H76ZM110 200H113L112 199V197H111V199ZM109 200V201H110ZM117 200V199H116ZM121 200V199H120ZM155 200H158V199H155ZM167 200V199H166ZM189 200H191V199H189ZM198 200V199H197ZM233 200V199H232ZM26 201H27V199H26ZM70 201V200H69ZM71 201H73V200H71ZM203 201L204 200H199V203L200 202H202L203 203ZM212 201V200H211ZM215 201V200H214ZM30 202H31V200H30ZM93 202V201H92ZM106 202H107V200H105V199H101V196H100V199H98L96 202H93V203H91L92 205H93V207H92V211H90V214L92 215V213H93V215H94V220L93 219H82V222L81 223H77L78 225H77V227H75V228H73L72 226H71V229H70V226L66 229V226L65 227H62V226H57V223L55 222V218H54V216L56 215V213H57V211H56V213L54 212V210H50V209H46L45 208V210L48 212V214L47 215H45V216H48L49 217V223L46 225V226H44V227H39V228H37V230H32V229H30L27 233H26V235H24V234H20V233H25L26 231H24L23 229H26L27 227H25V225L26 224H28L27 222H26V220H23V216L21 215V213H19L20 211H14V214H13V219H16V220H10L9 222H8V225H4V224H0V231H6V230H8V229H6V227L7 228H9L10 229V225H12V224H16V223H18V225H14L15 227H17V226H19L20 225V227H22L23 229L21 230L22 232H19V233H17L16 231H11V235H10V239L9 240H1L2 242H5L6 241V244L5 245H7V248H6V264H43V259L41 260V258L44 256L41 252H39V247H41V245H44L45 247H47V254L49 255V252H52L54 249H53V246H52V242L54 241V240H56L55 238L56 237H61V236H67V237H69L68 235H66V234H72L74 231H76V230H78V232L79 231H82L81 233H82V235L84 234V231L86 232L85 234L87 235V234H89V233H93V236L94 237H97L96 239H98L99 237H102V242H106V241H108L109 240V237H107V235H105L102 231H104L105 229H104V226L107 228V224H109V223H111L112 221H115L114 219H113V217L111 216V215H109L108 214V211H111V209L112 208H109V205L108 204H106ZM130 202V201H129ZM150 202H152V201H150ZM156 202V201H155ZM160 202V201H159ZM164 201L162 200V203H163ZM169 202V201H168ZM167 201H166V204L168 203ZM181 202V201H180ZM188 202V201H187ZM210 201L208 200V203H209ZM218 202V201H217ZM216 201H215V203H217ZM252 202V201H251ZM19 203V202H18ZM24 203V202H23ZM59 202H57V204H58ZM71 203V202H70ZM78 203V202H77ZM76 203V204H77ZM117 203V202H116ZM157 203V202H156ZM184 203V202H183ZM192 203H194L193 201H192ZM208 203H206L205 201H204V203L203 204H206V206L207 207H209L210 208V205L208 204ZM211 203V202H210ZM221 202H219V204H220ZM227 203H229V201L228 200H226L225 201V203L224 204H227ZM237 203V202H236ZM15 204V205H16ZM49 204V203H48ZM54 204L55 203H51V205H53L54 206ZM90 204V205H91ZM111 204V203H110ZM152 205V203H149V205ZM154 204V203H153ZM175 204V203H174ZM187 204V203H186ZM196 204V203H195ZM234 204V203H233ZM238 204V203H237ZM243 204H244V202L242 203V205H241V203L239 204V205H235V208H234V210H236V209H238V208H240V209H243V211L242 212H239L240 214H238V213H235V214H238V215H233L231 218L232 219H237L238 218V216L240 215L241 216V213H243L244 212V208L242 207L243 206ZM27 205V204H26ZM36 205H38V204H36ZM45 205H44V207H45ZM56 205V204H55ZM65 205H67V204H65ZM73 205V204H72ZM157 205V204H156ZM159 205V204H158ZM169 205V204H168ZM172 205H173V203H172ZM171 205V206H172ZM188 205V204H187ZM192 205V204H191ZM215 205V204H214ZM216 205H218V204H216ZM221 205H222V203H221ZM221 205L219 206H216V208L215 209H212V210H209V212L207 213V212H205V213H202L201 214V221H202V223H205V228H203V229H198V228H190L189 230L188 229H186L185 228V224H183V223H179L178 224V226H177V228H176V230H179L178 228H180V226L183 224V229L182 230H180V232H179V237L177 236V235H175V234H173V232H170V230H171V228L168 226V225H166V223H168L167 221L168 220H165L164 222V225H165V234H163V236L165 235L166 237V239L168 238V236H174V238L176 239V241L182 246V247H184V248H186V250H188V253L187 254H191V255H195L197 252H198V254L200 253V254H203V252H204V250L206 249V248H208L209 246H210V243L212 242V238H210L209 237V235H212V237H213V235L215 234V233H217L216 235H217V239H216V242H215V244H214V246H211L210 248H209V250H210V258H211V260L209 261V263L210 264H228L227 263V261L230 263V264H232L233 263V260H231L230 258L229 259H227V260H224V258H226V257H228L229 256V254H228V256L226 255V253H224V252H220V251H218V249L222 246V244L223 245H225V246H227V247H229V248H231V246H234V245H238L237 243H242V244H244L243 242H239V241H234V240H232L233 238H234V234L236 233L235 231H237V230H240V229H238V227H240V226H242V227H244V226H246V225H250V223H244V222H238L237 220H234V221H225V219L226 218H228V216H230V215H232V214H230V215H225V216H222V217H220V220H219V222L218 223H220V225H219V227H217L216 226V223H217V214H218V212L220 211L219 210V208L221 207ZM24 207H22L21 209L23 210V209H26V210H29L30 208L29 207H26L25 205H23ZM29 206V205H28ZM57 206H61V205H57ZM63 206H64V204H63ZM62 206V207H63ZM67 206H69V205H67ZM75 206H77V205H75ZM145 206V205H144ZM144 206H143V208L142 209H145L144 208ZM161 206H162V204H161ZM167 205H165V207H166ZM213 205H211V207H212ZM236 206H237V208H236ZM252 206V205H251ZM19 207V206H18ZM46 207H48V205L46 206ZM49 207H50V205H49ZM56 207V206H55ZM54 207V208H55ZM61 207V208H62ZM128 207V206H127ZM126 207V208H127ZM153 207V206H152ZM158 207V206H157ZM170 207V206H169ZM169 207H167V208H169ZM187 207V206H186ZM197 207V206H196ZM203 207V206H202ZM201 207V208H202ZM6 208V207H5ZM4 208V209H5ZM59 208V207H58ZM58 208H55V210L56 209H58ZM60 208V209H61ZM68 208V207H67ZM71 208V207H70ZM120 208V207H119ZM131 208V207H130ZM137 208H139L138 206H137ZM162 208H164V205H163V207ZM162 208H160V209H162ZM166 208V209H167ZM173 208V207H172ZM198 208V207H197ZM213 208V207H212ZM247 208V207H246ZM53 209V208H52ZM83 209V208H82ZM141 209V208H140ZM139 209V210H140ZM147 209H150L151 210V208H150V206H149V208H147ZM165 209V210H166ZM170 209V208H169ZM253 209V208H252ZM0 210V211H1ZM63 210L65 211L66 209H64L63 208ZM116 210V209H115ZM163 210V209H162ZM164 210V211H165ZM171 210V209H170ZM194 210V209H193ZM229 210H230V208H229ZM254 210V209H253ZM261 210V209H260ZM9 211H10V209H9ZM24 211V210H23ZM69 211H70V209H69ZM84 211V210H83ZM118 211H120V210H118ZM122 211V210H121ZM148 211V210H147ZM167 211H168V209H167ZM258 211V210H257ZM22 212V211H21ZM31 212V211H30ZM44 212V211H43ZM46 212V213H47ZM72 212V211H71ZM126 212V211H125ZM134 213H136L137 214V212H138V210H137V212H135V211H133ZM143 212H144V210H143ZM152 212V211H151ZM172 212H173V210H172ZM199 212V211H198ZM229 212V211H228ZM248 212V211H247ZM250 212V211H249ZM11 213H13V212H11ZM24 213H25V211H24ZM29 213V212H28ZM68 213V212H67ZM83 213V212H82ZM88 213V212H87ZM112 213V212H111ZM122 213H123V211H122ZM121 213V214H122ZM147 213V212H146ZM150 213V212H149ZM159 213H160V211H159ZM200 213H201V210H200V212H199V215H200ZM252 213L256 216H258V218H263V217H261L260 216V214L259 213H256V212H254V211H252ZM1 214V213H0ZM26 214V213H25ZM60 214V213H59ZM61 214H62V211H61ZM60 214V215H61ZM72 214V213H71ZM116 214V213H115ZM130 214H132V212L130 213ZM141 214H143L142 213V211H141ZM145 214V213H144ZM174 214V213H173ZM178 214H180V213H178ZM197 214V213H196ZM204 214V215H203ZM64 215V214H63ZM74 215V214H73ZM73 215H71V216H73ZM89 215V214H88ZM119 216H120V214H118ZM134 215V214H133ZM138 215H140V214H138ZM137 215V216H138ZM146 215V214H145ZM155 215V214H154ZM161 215V213L159 214V215H157V216H160ZM175 215H177V214H175ZM57 216V215H56ZM70 216V214L69 215H67V217H69ZM128 216V215H127ZM142 216H144V215H142ZM152 216H153V214H152ZM156 216V215H155ZM157 216L156 217H152V219L151 218H149V219H147V223H148V226L149 225H151V224H154V223H156V222H158V219H157ZM162 216V215H161ZM171 216H173L174 217V215H171ZM61 217H63V216H61ZM83 217H84V214H83ZM163 217V216H162ZM172 217V218H173ZM177 217H179V216H177ZM176 217V218H177ZM72 218V220L73 219H75L74 217H71ZM133 218H135V217H133ZM160 218V217H159ZM164 218V217H163ZM162 218V219H163ZM254 217H250V220H252ZM28 219V218H27ZM69 219V218H68ZM168 219V218H167ZM257 218H255L254 219V221H253V223L255 222V220H256ZM67 220V219H66ZM76 220V219H75ZM134 220V219H133ZM144 220V219H143ZM172 219L171 218H169V224L172 226V224H173V222L171 221ZM245 220V222H246V218H243V221ZM261 220V219H260ZM160 221H162L161 219H160ZM211 221H212V223H211ZM259 220L257 219V222H258ZM135 222V221H134ZM154 222V223H153ZM128 223H129V221H128ZM144 223V222H143ZM161 223H163V222H161ZM31 224V223H30ZM142 224V223H141ZM260 224H262V223H260ZM136 225V224H135ZM144 225V224H143ZM162 225V224H161ZM252 225V224H251ZM68 226V225H67ZM113 226H119V225H113ZM112 225H111V227H113ZM145 226V225H144ZM156 226V225H155ZM160 225H157V227H159ZM174 226V225H173ZM193 226V225H192ZM154 227V226H153ZM166 227H167V229H166ZM187 227V226H186ZM195 227V226H194ZM263 227V226H262ZM261 227V228H262ZM120 228V227H119ZM126 228V227H125ZM124 228V229H125ZM138 228L140 229V230H142L143 231V229H144V227H142V226H138ZM160 228V227H159ZM163 228V227H162ZM189 228V227H188ZM241 228V227H240ZM255 228V227H254ZM124 229H123V231H124ZM127 229V228H126ZM149 229H150V227H149ZM155 229V228H154ZM157 229V228H156ZM242 229V228H241ZM111 230V229H110ZM151 230V229H150ZM158 230H160V229H157V232H158ZM163 230V229H162ZM152 231V230H151ZM161 231V230H160ZM225 231H228L229 233H228V235L225 237V233H227V232H225ZM241 231V230H240ZM107 232V231H106ZM105 232V233H106ZM125 232V231H124ZM124 232H123V234H124ZM140 232V231H139ZM150 232V231H149ZM239 232V231H238ZM8 233V232H7ZM75 233V232H74ZM74 233H73V235H74ZM109 233V232H108ZM107 233V234H108ZM111 233V232H110ZM121 233V232H120ZM153 233V232H152ZM162 233H164V232H162ZM221 233V235L218 237V235ZM244 233V232H243ZM2 234V233H1ZM0 234V235H1ZM27 234H30V236H29V240L27 239ZM128 234V233H127ZM140 234V233H139ZM143 234H145L144 232H142V235ZM147 234H148V231H147ZM156 234V233H155ZM158 234H160V232H158ZM222 234H223V237H222ZM238 235H239V233H237ZM237 234H236V236H237ZM53 235H56V236H53ZM78 235V234H77ZM120 235H122V234H120ZM2 236H4L3 234H2ZM2 236H0V238L2 237ZM118 236V235H117ZM129 236V235H128ZM149 236H151V233H150V235H147L146 237H149ZM153 236V235H152ZM157 236V235H156ZM162 236V235H161ZM161 236H158L159 237V239H160V237ZM230 236H231V239H230ZM240 236V235H239ZM239 236H237V237H239ZM5 237V236H4ZM11 237L13 238V239H16V240H19V242H17L16 240V244L14 243V240H13V242H11ZM55 237V238H54ZM81 237V236H80ZM112 237V236H111ZM122 236H120V238H121ZM125 237V236H124ZM123 237V238H124ZM135 237V236H134ZM145 237V238H146ZM158 237H157V239H158ZM215 237V236H214ZM226 238V240H222V238ZM116 238V237H115ZM126 238H127V236H126ZM129 238V237H128ZM139 238V237H138ZM241 238V237H240ZM6 239V238H5ZM65 239V238H64ZM63 239V240H64ZM70 239V238H69ZM87 239H93L91 236H87ZM111 239V238H110ZM130 239V238H129ZM158 239V240H159ZM161 239H162V237H161ZM166 239H164L163 238V240L165 241ZM169 239H173V238H169ZM214 239V238H213ZM236 239H238V238H236ZM248 239V238H247ZM63 240H60V241H63ZM99 240V239H98ZM112 240H113V238H112ZM147 240H149V238H147ZM154 240H155V238H154ZM157 240V241H158ZM30 243H29V242ZM33 241H34V243H33ZM65 241V240H64ZM66 241H68V240H66ZM70 241V240H69ZM81 241V240H80ZM100 241V240H99ZM157 241H156V243H157ZM242 241V240H241ZM28 243V245H25V243ZM55 242V241H54ZM58 242V241H57ZM82 242V241H81ZM109 242V241H108ZM111 242H113V241H111ZM122 242V241H121ZM165 242H167V240L165 241ZM26 243V244H27ZM60 243V242H59ZM63 243V242H62ZM66 243V242H65ZM70 243H71V241H70ZM152 243V242H151ZM154 243H155V241H154ZM153 243V244H154ZM163 242H162V240H161V242H158V244L160 245V244H162ZM170 243H171V241H170ZM97 244V243H96ZM99 244H101V242H99ZM98 244V245H99ZM103 244V243H102ZM111 244V243H110ZM122 244V243H121ZM150 243H146V239L143 241V239L140 241V242H138V249L139 248H141L140 249V251H139V256H141V258L136 254V258L138 259V261H140V262H146L147 264H152V259H154V258H148L149 256H152L153 255V253H152V251L149 249L151 246L149 245ZM213 244V243H212ZM247 244V243H246ZM56 245V244H55ZM65 245V244H64ZM84 245V244H83ZM155 245V244H154ZM241 245V244H240ZM60 246V245H59ZM63 246V245H62ZM85 246V245H84ZM104 246H106V245H104ZM158 246V245H157ZM161 246V245H160ZM72 247V246H71ZM81 247V246H80ZM83 247V246H82ZM92 247H93V245H92ZM102 247V246H101ZM162 247H163V245H162ZM162 247H160V249L162 248ZM104 248H106V247H104ZM112 248H115V247H112ZM112 248H110V249H112ZM155 248V247H154ZM234 248V247H233ZM85 249V248H84ZM196 251L197 250V252H195L194 250ZM235 249V248H234ZM261 249H262V247H261ZM93 250V249H92ZM95 250V249H94ZM114 250V249H113ZM113 250H112V252H113ZM116 250V249H115ZM114 250V251H115ZM122 250V249H121ZM162 250V249H161ZM224 250V249H223ZM222 250V251H223ZM232 250V249H231ZM43 251V250H42ZM45 251H46V249H45ZM45 251H44V253H45ZM61 251V250H60ZM65 251V250H64ZM107 251H110V250H107ZM137 251V249L135 250V252ZM158 251V250H157ZM171 251V250H170ZM183 251V250H182ZM228 251V250H227ZM116 252V251H115ZM120 252V251H119ZM163 252V251H162ZM174 252V251H173ZM230 252V251H229ZM43 255H41V254ZM53 253V252H52ZM55 253V252H54ZM100 253V252H99ZM109 253V252H108ZM92 254V253H91ZM91 254H90V256H91ZM103 254V253H102ZM101 254V255H102ZM117 254V253H116ZM121 254H123V251H122V253ZM120 254V255H121ZM125 254V253H124ZM175 254V253H174ZM173 254V255H174ZM180 254V253H179ZM184 254V253H183ZM199 254V255H200ZM206 254V253H205ZM208 254V253H207ZM71 255V254H70ZM100 255V254H99ZM100 255V256H101ZM134 255V254H133ZM157 255V254H156ZM176 255V254H175ZM181 255V254H180ZM235 255V254H234ZM42 256V257H41ZM52 256V255H51ZM93 256V255H92ZM99 256V257H100ZM111 256H112V254H111ZM179 256V255H178ZM230 256L232 257V254H230ZM46 257V256H45ZM44 257V258H45ZM49 257V256H48ZM60 257V256H59ZM65 257V256H64ZM69 257V256H68ZM94 257H96V256H94ZM98 257V256H97ZM127 257V256H126ZM155 257V256H154ZM156 257H158V256H156ZM176 257V256H175ZM175 257H174V259H175ZM187 257H188V255H187ZM47 258V257H46ZM92 259H93V257H91ZM113 258V257H112ZM111 258V259H112ZM140 258V259H139ZM203 258H205V261H207L206 260V257H203ZM54 260H55V258H53ZM80 259H82L81 257H80ZM110 259V260H111ZM182 259V258H181ZM216 259H219V260H216ZM83 260H84V258H83ZM102 260V259H101ZM116 260V259H115ZM121 260H122V258H121ZM179 260V259H178ZM198 260V259H197ZM257 260H259V259H257ZM51 261V260H50ZM58 261H60V260H58ZM100 261V260H99ZM117 261V260H116ZM123 261V260H122ZM232 261V262H231ZM56 262V261H55ZM54 262V263H55ZM80 262V261H79ZM81 262L83 263V264H112L111 263V261H109V260H105V261H101V262H96L95 261V259L94 260H89V261H87L86 260V262H83L82 260H81ZM238 262V261H237ZM241 262V261H240ZM114 263V262H113ZM127 263V262H126ZM154 263V262H153ZM207 263H208V261H207ZM235 263V262H234ZM239 263V262H238ZM258 263V262H257ZM60 264V263H59ZM61 264H62V262H61ZM121 264H122V262H121ZM175 264V263H174ZM198 264H201V262L200 263H198Z\"/></svg>",
  "mask_w": 264,
  "mask_h": 264
},
{
  "label": "snow or ice",
  "instance_id": "snow-or-ice-1",
  "mask_svg": "<svg viewBox=\"0 0 264 264\" xmlns=\"http://www.w3.org/2000/svg\"><path fill=\"white\" fill-rule=\"evenodd\" d=\"M25 3H28V0H24ZM49 0H30V3H28V6H34L37 3H48ZM101 3H106V4H112L114 7H125V9L127 8V3L128 0H100ZM171 2V0H137V3L135 5V7L141 8L143 9L145 6H147V8L149 10H159V9H163L166 8L167 5ZM231 2V0H218V4L217 7H224L227 4H229ZM13 3V0H8V6L11 7ZM66 3L68 5H83L85 7V9L87 10L88 7L90 5L93 4V0H66ZM5 4V0H0V5H4ZM258 9L261 10V14H264V0H261L260 4L257 6ZM70 11H75L74 9H70ZM127 14V13H125ZM149 14H151V12H149ZM248 16V12H244V13H238L235 16H228L226 17V20L228 22V28L231 29L232 28V22L233 21H239L244 17ZM95 18V16L93 17ZM0 23H2V21H0ZM65 22L63 20L60 21V24L63 25ZM101 27H103L105 29L104 32V37L107 40V44H108V52L110 54H114L115 52V48L113 45V40H112V33L109 30V26L106 24H102ZM134 31V29L132 30ZM259 31L258 29H253L251 33H249V35L247 37H245L244 39L250 40L251 37L257 32ZM174 39H178V40H185V41H199L202 40L203 37H193V36H177L174 37ZM133 42V37L131 36V34L125 35L123 37H121L116 43L119 46H123L125 44V42ZM47 43V42H45ZM172 43V41H166L163 46H162V51L167 50L169 44ZM236 44V47H239V44L241 43V41H235L234 42ZM221 51H223V49H221ZM215 54V53H214ZM141 63H144L145 61H140ZM165 63L167 61H164ZM156 63H161V61H156ZM260 135H264V133L260 134ZM52 139H65V137L61 136V137H51ZM242 179V178H241ZM77 223H81V220H77Z\"/></svg>",
  "mask_w": 264,
  "mask_h": 264
}]
</instances>
